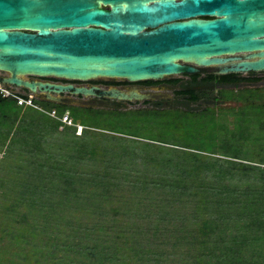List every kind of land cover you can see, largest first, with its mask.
I'll return each mask as SVG.
<instances>
[{
  "label": "rangeland",
  "instance_id": "rangeland-1",
  "mask_svg": "<svg viewBox=\"0 0 264 264\" xmlns=\"http://www.w3.org/2000/svg\"><path fill=\"white\" fill-rule=\"evenodd\" d=\"M255 73L261 81L242 86L238 101L234 99L238 95L227 88L215 95L227 101L200 112L177 107L165 112L169 105L158 107L162 112L153 111L151 104L132 101L129 107L145 110L106 112L105 117L96 118L80 113L92 125L91 134L85 135V128L74 122L79 126L72 127L75 137L73 130L70 134L62 127L44 140L34 157L22 152L15 131L9 133L5 116L11 111H4L0 115L4 122L0 130V264H217L215 257H200L197 246L187 240L153 237L148 231L156 225H189L191 206L167 204L163 209L164 192H136L131 183L138 186L144 175L162 172L158 165L167 154L156 150L160 147L210 151L219 155L204 154V159L229 160L219 145L236 138L226 130H233L240 139V146L231 151L237 162L260 163L264 158V130L260 128L264 124V72ZM178 77L183 75L172 78ZM143 88L142 94L183 101L175 94L178 88L170 84ZM70 138L91 145L88 156L81 155L82 161L68 158L75 152ZM62 172L76 180L75 192L67 199L59 176ZM105 176L107 181H121L123 190L106 194L100 181ZM165 210L172 211L171 220L159 219Z\"/></svg>",
  "mask_w": 264,
  "mask_h": 264
},
{
  "label": "water",
  "instance_id": "water-1",
  "mask_svg": "<svg viewBox=\"0 0 264 264\" xmlns=\"http://www.w3.org/2000/svg\"><path fill=\"white\" fill-rule=\"evenodd\" d=\"M209 67L264 72V0H0V81L52 102L97 89L25 77L140 83Z\"/></svg>",
  "mask_w": 264,
  "mask_h": 264
},
{
  "label": "trees",
  "instance_id": "trees-1",
  "mask_svg": "<svg viewBox=\"0 0 264 264\" xmlns=\"http://www.w3.org/2000/svg\"><path fill=\"white\" fill-rule=\"evenodd\" d=\"M256 75L257 73L255 72L247 75H215L207 74L203 70L193 75L186 74L183 77H170L162 81H144L139 84L160 85L166 83L178 88L175 90V94L183 101H172L169 104L170 108L165 110V112L173 107L185 112H200L216 108L220 102L227 101L226 98L215 97L222 90L228 88L233 90L234 94H237L242 91L240 88L245 84L260 82L261 79L256 78ZM50 80L64 84L74 83L57 79ZM103 82L116 85L128 83L126 81L120 83L115 81ZM253 89L255 88H246L244 90L252 91ZM256 90L260 91L257 88ZM22 92L24 97H28L31 94L24 89H22ZM238 96L234 97L237 101L240 99V94ZM218 98H222L221 101H216ZM248 100L245 99V101ZM35 101L46 112L56 110L60 116H64L69 112L74 122L76 124L80 123L85 128V135L90 133L88 128H91L92 125L81 118L80 113L92 118L106 116V112L101 110L69 107L49 101L46 98L36 97ZM6 110L11 111L5 116V120L10 124L9 133L12 130L13 132L15 131V142L18 140L20 145L23 146L22 152L32 157L39 152L44 140L48 136L56 134L62 127L70 134L71 130H73L71 136L75 137L76 129L50 117L47 113L32 108H18L15 101L0 98V115ZM149 110L164 111V109L160 108ZM112 112L109 111L108 113ZM114 112L120 113L124 111L114 110ZM3 123L1 119V131L4 128L2 126ZM260 128L262 132L264 130L263 123L260 124ZM221 130L224 131V128L221 127ZM226 131L230 132L228 136L232 135L236 138H234L235 141L227 140L219 145L227 153L224 158L229 160L223 161L218 157V159L213 160L204 159L206 156L204 154L219 155L210 151L192 153L160 147L156 150H164L167 154V158L163 159L160 166L158 165V170L162 172L144 175L143 179L139 181L140 185H138L141 188H138L133 183L131 184L135 187L136 192L140 190L148 193L154 191L164 192L167 198L162 200L165 202L161 201L162 206H164H161L163 209L167 204L170 207L174 205L184 206L185 204L186 206H191V223L189 225L186 226L184 224V227L179 228L156 225L155 227H150L151 230H148L153 237L164 238L167 236L166 238L168 239L187 240L185 242L189 245L197 246L196 251L200 252V257H215L217 264H264V158L261 159L260 163H250L246 160V162H237L236 160L239 158L232 156L231 151H235L240 146V139L238 140V136L233 130ZM71 143L75 145L73 147L75 152L74 155L71 154L68 158H77L78 161H82L81 155L84 158L88 156V147L91 145L87 144V141L83 144L82 142H72L71 139ZM225 164L227 165L225 166ZM59 176L63 178V182L66 185L63 197L67 199L72 192H75V177L69 175L68 172H62ZM106 177L100 180L105 185L106 190L104 192L106 194H112L113 192L115 194L118 189L123 190L124 186L121 181L117 184L114 181H107ZM208 178L211 180L209 181ZM123 179L125 180L127 177ZM239 180L240 188L236 186ZM26 190L29 192L33 189L26 188ZM33 193H36L35 190ZM151 209L152 206L148 210L151 211ZM117 211L119 212V210ZM171 215L172 211L165 210L159 219L171 220ZM169 226H171V223ZM198 260L199 258L197 257Z\"/></svg>",
  "mask_w": 264,
  "mask_h": 264
},
{
  "label": "flooded vegetation",
  "instance_id": "flooded-vegetation-1",
  "mask_svg": "<svg viewBox=\"0 0 264 264\" xmlns=\"http://www.w3.org/2000/svg\"><path fill=\"white\" fill-rule=\"evenodd\" d=\"M237 57L240 58V55ZM205 70L207 74H215V75H221V68L219 67H209V68H201L199 73L201 71ZM6 75L4 73H0V80L4 79ZM31 80L36 81H43V82H50V83H57V84H64L62 82H56L52 81L50 79H36L32 78ZM103 81H115V82H122V80H107V79H100V80H93L88 81L86 83H72L76 87H85L88 89H97L96 95L91 96H73L71 93H65L60 96L61 102H58L60 104L67 105L69 107H78L82 109H93V110H101L104 112L109 111H133V110H141L144 108H131L128 106V104L132 101H143L144 104H151L152 109H158V107L161 106H167L169 105L173 100L169 97H163L159 98V96L154 94H142L143 87H151V86H158V85H144V84H134V83H122V84H105ZM1 82V81H0ZM69 84V83H67ZM66 85V84H64ZM143 87H141V86ZM112 90H118L121 93H124L130 97H133L131 100H119L117 98H111V92ZM104 93V94H103ZM133 94H138L139 96H144L146 98L144 99H137L135 96H132ZM36 97L39 98H47L45 94L39 93L36 95ZM169 107V106H168ZM83 127V126H82Z\"/></svg>",
  "mask_w": 264,
  "mask_h": 264
},
{
  "label": "built area",
  "instance_id": "built-area-1",
  "mask_svg": "<svg viewBox=\"0 0 264 264\" xmlns=\"http://www.w3.org/2000/svg\"><path fill=\"white\" fill-rule=\"evenodd\" d=\"M22 92L19 88L14 86L5 85L0 82V98L2 99H10L16 102L18 108H32L41 112L47 113L50 117L61 121L63 124L70 127H79L73 121V119L69 115L60 116L56 110L46 112L41 106H39L35 99L36 96L30 94L28 97L22 96Z\"/></svg>",
  "mask_w": 264,
  "mask_h": 264
}]
</instances>
